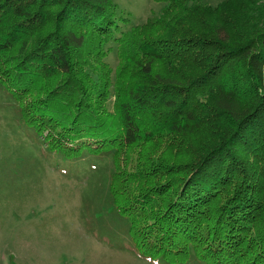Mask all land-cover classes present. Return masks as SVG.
Wrapping results in <instances>:
<instances>
[{
    "label": "trees",
    "instance_id": "16d2710c",
    "mask_svg": "<svg viewBox=\"0 0 264 264\" xmlns=\"http://www.w3.org/2000/svg\"><path fill=\"white\" fill-rule=\"evenodd\" d=\"M157 1L164 7L140 29L144 41L118 47L121 67L130 59L137 80L117 82L113 111L100 112L82 93L74 101L79 80L70 78L89 32L124 41L113 0H0V84L15 104L20 98L23 123L50 153L95 170L108 214L143 255L264 264V0ZM162 131L194 138L190 156L166 168L167 185L134 189L130 176L118 191L123 205L111 188L116 150ZM231 186L229 202L215 206Z\"/></svg>",
    "mask_w": 264,
    "mask_h": 264
},
{
    "label": "rangeland",
    "instance_id": "374dc122",
    "mask_svg": "<svg viewBox=\"0 0 264 264\" xmlns=\"http://www.w3.org/2000/svg\"><path fill=\"white\" fill-rule=\"evenodd\" d=\"M113 1V20L126 33L124 41L116 44L106 34L89 32L85 45L75 54L70 75L79 80L73 100L82 93L81 97L100 112L113 111L118 81L125 88L133 77V82L137 80L130 59H126L125 68L121 67L124 58L118 47L125 50L132 42H143L140 29L148 27L164 7L157 0ZM80 33L86 35L83 29ZM120 35L116 32L114 38ZM26 41L32 45L35 39L27 36ZM95 44L98 49L92 52ZM156 67L161 72L162 66ZM54 78L49 79L56 87L59 83ZM98 84L105 93L95 90ZM20 102L19 98L15 104L7 86L0 84V264H179L177 258L159 260V256L142 254L119 220L108 214V199L97 193L95 170L85 174L80 166H68L64 159L50 153L47 140L42 142L23 123ZM195 144L194 138L179 140L162 131L151 139L118 147L112 159L116 183L114 179L111 185L117 190V201H121L118 191L130 176L137 180L134 189L169 184L171 175L166 168L184 161ZM262 173L263 167L259 170ZM236 188L224 190L215 206L228 203ZM132 205L139 206L137 202ZM148 251L151 253L150 248ZM223 256L219 257L221 261ZM201 257L204 261L191 258L186 264H233L221 263L214 254Z\"/></svg>",
    "mask_w": 264,
    "mask_h": 264
}]
</instances>
